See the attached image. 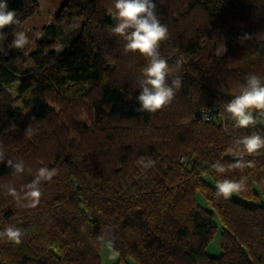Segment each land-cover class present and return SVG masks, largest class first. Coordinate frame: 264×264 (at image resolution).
<instances>
[{"label":"trees","instance_id":"obj_1","mask_svg":"<svg viewBox=\"0 0 264 264\" xmlns=\"http://www.w3.org/2000/svg\"><path fill=\"white\" fill-rule=\"evenodd\" d=\"M0 2L19 21L0 30V231L23 232L19 245L0 237V264H100L103 240L136 264H264V149L244 155L255 167L213 168L241 158L236 139L264 137V113L237 128L225 111L246 76L264 80V0H154L169 30L158 49L167 83L182 79L154 113L137 110L148 60L112 33L115 0ZM71 14L82 25L62 51L45 52ZM25 30L31 43L11 48ZM44 167L57 175L41 180L35 207L7 194L23 196ZM241 177L244 190L216 196L218 181Z\"/></svg>","mask_w":264,"mask_h":264},{"label":"clouds","instance_id":"obj_2","mask_svg":"<svg viewBox=\"0 0 264 264\" xmlns=\"http://www.w3.org/2000/svg\"><path fill=\"white\" fill-rule=\"evenodd\" d=\"M117 23L111 29L114 35L122 37L126 42L125 52H139L148 60L147 66L143 69L144 80L141 85V91L137 97L139 101V111L154 113L169 105L174 96L175 90L182 86L181 77L177 76L172 80L171 86L167 83L169 75V65L158 49L160 42L166 40L169 36L168 27L161 23L157 13L154 0H115ZM16 12L9 10L6 2H0V30L5 27L19 23L16 20ZM5 38L0 31V40ZM31 43L27 30L17 31L11 41V48L23 49ZM181 61H176V70H179ZM225 111L229 118L235 121L234 127L247 128L254 126L257 119L252 112L264 113V80L255 74L245 77V83L241 85L239 95H236L225 105ZM207 119V117H204ZM234 144L239 149L240 159L229 164L227 168L217 162L213 168L218 173H224L230 169H241L255 167L254 161H245L244 155H258L259 150L264 149V137L258 133L246 135L236 139ZM242 145V148L240 147ZM5 161L3 152H0V163ZM8 167L14 169L16 173L24 172L22 161L13 163L7 160ZM57 175L55 168H40L38 174L31 183L26 185L27 191L21 196L13 187L7 188V194L12 195L18 201L27 200L24 206L35 207L42 195L39 187L41 180H52ZM247 178L223 179L216 184V196H223L229 199L234 192L242 191L246 188ZM0 237H6L12 243L19 245L22 243L23 232L20 228L10 226L0 231Z\"/></svg>","mask_w":264,"mask_h":264},{"label":"rangeland","instance_id":"obj_3","mask_svg":"<svg viewBox=\"0 0 264 264\" xmlns=\"http://www.w3.org/2000/svg\"><path fill=\"white\" fill-rule=\"evenodd\" d=\"M81 25H82V19L78 18L76 14H71L69 17L64 19L58 25L59 36L55 39V43L52 46L46 48L45 52H53L56 54L62 51ZM1 48H3V40H0V49ZM221 53L222 51L219 50L218 54ZM54 109L55 111H57L56 107H54ZM79 120L82 123L84 122L86 123L87 122L86 115L80 116ZM196 200L200 205L207 208L208 205L206 204V202L199 193H197L196 195ZM215 221L217 224V231L214 234L212 241L209 243V245L206 248V252L214 256L219 255L221 251L219 246V234H220L221 225L217 219ZM100 264H136V263L131 259H127V261H119L118 254L108 245L106 240H103L100 247Z\"/></svg>","mask_w":264,"mask_h":264},{"label":"built area","instance_id":"obj_4","mask_svg":"<svg viewBox=\"0 0 264 264\" xmlns=\"http://www.w3.org/2000/svg\"><path fill=\"white\" fill-rule=\"evenodd\" d=\"M205 116L208 118V117H209V114H204V117H205Z\"/></svg>","mask_w":264,"mask_h":264}]
</instances>
